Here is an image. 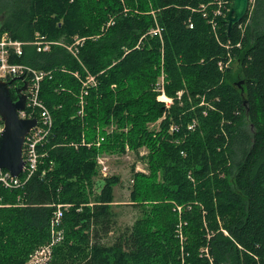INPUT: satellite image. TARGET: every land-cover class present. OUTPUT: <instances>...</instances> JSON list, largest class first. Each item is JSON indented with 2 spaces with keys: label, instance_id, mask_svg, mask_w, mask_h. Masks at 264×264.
Here are the masks:
<instances>
[{
  "label": "trees",
  "instance_id": "1",
  "mask_svg": "<svg viewBox=\"0 0 264 264\" xmlns=\"http://www.w3.org/2000/svg\"><path fill=\"white\" fill-rule=\"evenodd\" d=\"M217 6L0 0V35L27 43L11 62L50 73L39 99L52 117L37 171L23 188L0 185V264H24L48 242L59 204L63 240L48 264H264V0L249 1L230 36ZM36 35L54 44L37 52ZM76 38L74 57L65 46ZM88 75L96 85L84 88ZM142 147L149 172L133 175L130 193L142 216L107 246L98 236L117 180L89 202L97 156Z\"/></svg>",
  "mask_w": 264,
  "mask_h": 264
},
{
  "label": "built area",
  "instance_id": "2",
  "mask_svg": "<svg viewBox=\"0 0 264 264\" xmlns=\"http://www.w3.org/2000/svg\"><path fill=\"white\" fill-rule=\"evenodd\" d=\"M150 34L160 35L158 28L151 30ZM79 43L80 39L76 38L72 45L65 46L74 57H77L76 46ZM26 44L27 43L12 39L8 33L4 32L0 35V81L8 82L14 78H23V81L27 82V89L24 92L26 95V108L18 112V116L21 119H33L36 118L33 116V113H38L36 126L33 127L24 138L22 146L24 166L20 175L12 177L7 170L0 169V185L6 189L23 188L29 178L37 171L40 162V155L38 154L37 147L43 143L52 126V117L48 109L39 99L40 83L50 73L36 70L27 65L11 62L12 58L22 56L23 45ZM28 44L33 45L37 52H45L48 51L51 44L54 43L46 42L44 37L36 35L35 40ZM16 83L22 84L21 82ZM82 84L84 88L96 85L94 77L90 75H88L86 81ZM159 91L161 92L160 100L163 101L166 106H169L168 102H171V99L164 95L162 87L159 88ZM82 92L86 93L85 90ZM171 130H173V127L170 128V131ZM2 131L3 121L0 117V134ZM96 160L97 172L102 177H105L107 174V166L105 165L104 159L97 157ZM67 207L68 205L61 204L55 207V211L49 223V232L52 239L49 244L35 251L34 255H31L34 264H46L49 261L51 246L62 238V231L59 227L63 209ZM42 259L43 261H41Z\"/></svg>",
  "mask_w": 264,
  "mask_h": 264
},
{
  "label": "rangeland",
  "instance_id": "3",
  "mask_svg": "<svg viewBox=\"0 0 264 264\" xmlns=\"http://www.w3.org/2000/svg\"><path fill=\"white\" fill-rule=\"evenodd\" d=\"M218 3L216 14L224 13L228 11V6L231 5L228 0H216ZM227 66V65H226ZM225 66V67H226ZM233 70L236 69L235 64L232 65ZM236 82V81H234ZM161 93V92H160ZM181 95V92H178V96ZM161 94L158 96V100L161 98ZM191 107L194 105L191 104V99L188 100ZM173 101L168 102L169 105H172ZM203 104V101H201L200 105ZM158 120V123L155 124H149V128L159 130L160 124ZM97 157H100L104 159L105 165L107 166V174L105 177H102L98 172L97 175L93 177L92 179V186H91V193L87 195V199L89 202H93L94 196L98 195L100 193V190L105 184V179L112 177L116 178V183L113 184V200L112 203V212L113 217L111 218L112 223L110 225L109 232L106 235L99 234L98 240L107 245L110 246L117 237H119L121 234H123L126 230L130 229L132 225H134L135 221L139 219L142 214L140 212V209L131 205L130 202V193H131V187H132V178L133 175L136 173H145L148 174V164H147V150L145 147L140 148L137 152L135 151H129L126 150L123 154H101ZM100 170V168H99ZM86 193H88V189H86ZM91 205V204H90ZM66 209V208H65ZM178 212H180L181 207H177ZM185 224L184 222L180 221L179 226L177 230L174 232L175 237L178 239L179 245L181 246L185 242V235L182 232L181 226ZM95 229L93 226L85 231V235L88 238V243L90 244L92 239V230ZM101 232V231H100ZM99 232V233H100ZM49 237L48 242L44 245H41L38 247L35 251L41 249L43 246L47 245L51 241V235L48 230ZM89 235V237H88ZM63 236V231H62ZM63 240V237L61 238ZM60 240V241H61ZM56 242L51 246V254L49 261L46 263H50L53 260V249L57 247L58 243ZM35 251L32 252L28 258L25 260L24 264H34L33 259L31 258V255L35 254ZM85 251H87V248H85ZM71 257L74 259L77 257V253L71 254ZM43 261V259L41 260Z\"/></svg>",
  "mask_w": 264,
  "mask_h": 264
},
{
  "label": "water",
  "instance_id": "4",
  "mask_svg": "<svg viewBox=\"0 0 264 264\" xmlns=\"http://www.w3.org/2000/svg\"><path fill=\"white\" fill-rule=\"evenodd\" d=\"M250 0H232L231 6L225 14L227 36H230L233 26L237 25L245 16ZM21 82L22 86L15 87L16 99L10 95V86ZM242 81L235 83L239 87ZM27 82L23 78H14L8 82L0 81V117L3 121V131L0 134V169L7 170L12 177L20 175L24 162L22 146L25 136L36 126L37 120L21 119L18 112L26 108Z\"/></svg>",
  "mask_w": 264,
  "mask_h": 264
},
{
  "label": "flooded vegetation",
  "instance_id": "5",
  "mask_svg": "<svg viewBox=\"0 0 264 264\" xmlns=\"http://www.w3.org/2000/svg\"><path fill=\"white\" fill-rule=\"evenodd\" d=\"M20 86H22V84L14 83V85L10 86V92H12V94H14V96H15V92H14L13 88L20 87Z\"/></svg>",
  "mask_w": 264,
  "mask_h": 264
},
{
  "label": "bare ground",
  "instance_id": "6",
  "mask_svg": "<svg viewBox=\"0 0 264 264\" xmlns=\"http://www.w3.org/2000/svg\"><path fill=\"white\" fill-rule=\"evenodd\" d=\"M37 117V116H36Z\"/></svg>",
  "mask_w": 264,
  "mask_h": 264
}]
</instances>
